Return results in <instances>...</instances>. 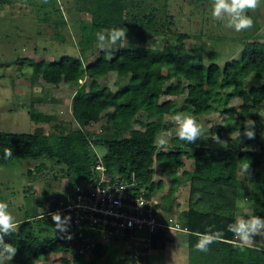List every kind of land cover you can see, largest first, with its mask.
I'll use <instances>...</instances> for the list:
<instances>
[{
  "label": "trees",
  "instance_id": "trees-1",
  "mask_svg": "<svg viewBox=\"0 0 264 264\" xmlns=\"http://www.w3.org/2000/svg\"><path fill=\"white\" fill-rule=\"evenodd\" d=\"M146 1L86 0L80 12L86 11L90 18L88 22L80 20L78 26L79 55L63 54L57 59L44 57L30 62L33 83L42 79L54 86L64 82L73 87L70 109L77 126L62 128L54 115L42 109L43 99L35 96L28 110L29 117L38 124L32 132L0 130V164L45 159L55 164L54 175L62 178L63 188L57 190L52 206L45 207L49 200L46 196L38 202L41 211L35 209L16 220L18 230L4 237L5 242L17 247L15 257L22 263H33L51 253L62 254L60 264L146 261L147 256L134 255L132 245L122 256L121 248L129 243L128 237L110 240L113 243L105 246L97 239L95 229L77 224L71 217L63 230L55 229L51 213L67 216L59 202L65 201L82 181H93L98 175L95 166L101 163L108 174L134 183L135 190L143 189L149 198L163 183L154 180L156 165L170 177L171 192L182 180L189 182L185 204L174 203L178 207L175 223L185 231L175 233L168 227L156 231L150 249L162 250L177 241L186 243L188 264H264V239L256 237L250 247L241 250L233 243L237 237L228 231V225L241 217H264V30L258 34L254 30L252 35L247 33L238 39L243 44L239 57L219 61L218 50L206 54L200 46L188 44L186 39L192 32L173 30L171 14L158 19L156 7L148 10L150 4ZM53 4L43 3L41 8L46 9L44 20L55 24L54 34L58 35L59 26L67 24L68 19L58 2ZM159 21L164 23L163 28H153ZM121 27L134 31L133 36L126 34L127 39L114 46H108L107 36L103 41L97 39V33ZM98 44L106 47L99 48ZM110 48L116 49L112 55L107 53ZM86 50L97 53L93 60L86 59ZM110 72L116 74L115 87L106 83ZM249 76L258 79L246 86ZM181 94L185 115L197 119L218 111L225 119L211 123L204 129L208 133L195 143L171 140L177 132L173 131L168 143L157 147L163 130L173 124L169 119L173 102L160 98ZM103 117L105 123L100 130L91 129ZM249 123H253L255 138L242 141ZM230 132L238 133L234 138H224ZM5 149L12 150L10 158H5ZM188 161L193 165L190 170L186 168ZM249 162L251 173L243 180L239 172ZM42 167L38 164L28 172H40ZM170 193L163 196L170 197ZM162 201L155 202L154 207H169L165 198ZM244 204L250 207V213L242 210ZM208 230L222 231L224 241L211 244L207 252L197 251L196 244ZM78 246L84 252H78ZM86 254L91 255L90 259Z\"/></svg>",
  "mask_w": 264,
  "mask_h": 264
},
{
  "label": "rangeland",
  "instance_id": "rangeland-1",
  "mask_svg": "<svg viewBox=\"0 0 264 264\" xmlns=\"http://www.w3.org/2000/svg\"><path fill=\"white\" fill-rule=\"evenodd\" d=\"M85 1L0 0V130L32 132L38 124L29 117L28 110L30 109L31 100L35 96L43 99L40 104L42 109L54 115L58 123H62V128L77 126L70 109L73 87L64 82L54 86L44 82L42 79H37L33 83L30 62L31 60L37 61L44 57L57 59L63 54L79 55L80 45L78 42L81 39V35L78 26L80 20L88 22L87 20L90 18L86 11L80 12L81 7L86 3ZM51 2L54 3L53 6L58 2L64 17L68 19L67 24L59 26L60 33L58 35L54 34L56 30L55 24L51 20H44L46 9L44 7L41 8L43 3L48 4ZM146 2L150 4L148 10H151L152 7L153 11L156 7L154 12L160 20H163L166 14H171L170 23L173 30L192 32L191 37L186 39L188 44L200 46L206 54L211 49L218 50L219 61L225 60L228 62L239 57L243 44L238 39L247 33H254V30L257 34L264 30V0H261L260 6L255 11H249L248 13L254 20L253 27L239 33L226 28L223 22L217 21L211 16L213 0H169L167 3L165 0H147ZM48 8L49 6H47ZM163 24L162 21H159L157 26L153 28H163ZM127 34L133 36L134 31H128ZM248 38L251 39L250 36ZM150 45L152 44L150 43ZM90 51H85L88 61L93 60L97 54ZM110 51L115 53L116 49L110 48ZM116 78V74L110 72L105 80L107 84L115 87L114 81ZM256 79H258L256 76L246 78V86L250 85L252 81H256ZM183 83L186 84L184 79ZM182 95L176 97L163 96L160 101H164L167 98L171 99L173 103L170 112H173V115L178 113L185 114ZM235 102H238V99ZM261 112L264 115V107ZM224 119L225 117L219 114L218 111L200 115L197 121L203 126L202 135L208 133L204 129L209 127L211 123H221ZM104 123L105 118L103 117L99 122L93 123L91 129L100 130L101 125ZM45 126L47 131L51 130L48 124ZM177 129L178 125L173 123L170 129L167 131L163 130L161 136L165 133L170 134L173 131H177ZM237 133H225L223 136L224 138H234ZM172 136L171 140H179L176 133L172 134ZM246 137L242 136V141ZM100 151H104V149L101 148ZM39 162L18 159L0 164V202H6L9 205L8 210L16 220L24 218L25 215L35 209L41 211L42 208L39 207L38 202L44 200L46 196H49V200L45 203V207L50 208L52 206L51 203L57 198V190H62L63 188L62 178L55 176L56 170H52L55 164L45 159H40ZM38 164L43 165L40 172L35 171L33 174H29L28 170H35ZM191 164L192 162L188 161L186 166L190 167ZM181 171L182 169L178 171L179 177H182L180 175ZM249 172L251 173V171ZM155 173L157 178H162L159 165L155 166ZM164 175L165 180L170 178L166 174ZM239 175L243 180L248 177L246 174L242 175L241 170ZM182 181L177 189H172L174 190L172 197L167 198L170 203V210L167 206L159 207V209L168 212L165 215L173 217L169 213L174 211L177 215V211L174 210L177 207L173 203V195L175 196L177 191H179L176 194H179L178 198H181L179 199L181 203L185 204V200L187 201L189 182L187 180ZM170 187H173L172 183L168 184L166 182L167 190ZM155 198H157V195ZM155 198H153L154 201ZM167 199H165L166 202ZM242 210L250 213V207L246 204H244ZM162 217L166 218L167 216ZM174 217L173 222L175 221ZM143 233V231L140 232V234ZM106 240L102 239L101 241H103L105 246L110 245L112 241ZM127 246H130V244L127 243L126 246L121 248L123 257H125L124 250H127ZM76 247L75 244L74 248ZM74 250L76 251V249ZM61 256L62 254L60 253H51L33 263H22L14 256L12 261H0V264H60ZM66 256L72 258L71 254ZM90 256V254H86L85 257L90 259ZM143 256H147V259L142 261L141 264H188L186 243L184 245L177 242L169 243L166 248L162 250L151 249L148 255Z\"/></svg>",
  "mask_w": 264,
  "mask_h": 264
},
{
  "label": "built area",
  "instance_id": "built-area-1",
  "mask_svg": "<svg viewBox=\"0 0 264 264\" xmlns=\"http://www.w3.org/2000/svg\"><path fill=\"white\" fill-rule=\"evenodd\" d=\"M98 175L93 181L79 183L60 210L77 224L95 229L97 239L106 241L126 236L136 257L148 255L151 236L162 228L179 229L172 217L163 218L154 207L155 201L143 189L135 190L134 183L111 176L103 164L95 166ZM143 231V234L140 232ZM93 243L89 245L92 249ZM88 248V246L86 247ZM78 252L84 248L78 246Z\"/></svg>",
  "mask_w": 264,
  "mask_h": 264
},
{
  "label": "clouds",
  "instance_id": "clouds-1",
  "mask_svg": "<svg viewBox=\"0 0 264 264\" xmlns=\"http://www.w3.org/2000/svg\"><path fill=\"white\" fill-rule=\"evenodd\" d=\"M47 2V0H45ZM261 4V0H213L211 8V16L224 23V26L237 33L247 31L254 25V20L248 15L249 11H255ZM127 29L125 27L113 28L105 32L97 33V39L100 41H109L108 46H114L119 41L127 39ZM99 48H104L105 45H99ZM114 51L107 52L112 55ZM169 119L176 125L178 129L176 135L178 139L186 143H195L197 138L203 133V126L197 121L194 116L178 113L169 117ZM252 124L249 123L244 135L248 139H254L255 133L252 130ZM169 134L165 133L157 141V147H161L168 143ZM219 143V136L215 137ZM12 155L11 149H5V158H10ZM251 164L245 163L242 165L241 174L250 175ZM153 199V198H152ZM154 200V199H153ZM9 205L6 202H0V261H12L17 253V247L13 246L11 242H5L4 237L16 232L19 225L16 218L9 212ZM169 217V216H167ZM166 217V218H167ZM70 217H62L59 212L51 213V219L55 229L63 230L65 222ZM173 218V217H172ZM175 222V221H174ZM174 230V229H171ZM228 231L232 232L237 240L234 241V246L241 250L250 247L254 242V238L260 237L264 239V217L253 215L249 218L241 217L228 225ZM70 238V237H69ZM224 241V233L222 231L208 230L201 235L200 240L196 244V250L200 252H207L209 246L216 242ZM151 250V249H150ZM259 251V249H257Z\"/></svg>",
  "mask_w": 264,
  "mask_h": 264
},
{
  "label": "crops",
  "instance_id": "crops-1",
  "mask_svg": "<svg viewBox=\"0 0 264 264\" xmlns=\"http://www.w3.org/2000/svg\"><path fill=\"white\" fill-rule=\"evenodd\" d=\"M188 163V162H187ZM192 164H191V166L189 167V166H186V168L188 169V170H190V169H192ZM156 167H157V165H156ZM156 174V173H155ZM162 178H160L162 181H163V183L161 184V188L157 191V193L155 194V196L153 197V198H155L156 197V195H157V198H155V202H160V203H163V201H162V199L163 198H165V199H167V198H170V197H172V193L173 192H171V190H170V188H168V190H167V188H166V182L168 183V184H170V182H169V179L168 180H165L166 178H165V175L162 173V176H161ZM157 179L159 180V178H157V176L156 175H154V180L155 181H157ZM168 187V186H167ZM174 191V190H173ZM177 191V190H176ZM171 192V193H170ZM177 192H179V191H177ZM176 192V193H177ZM167 193H170L169 194V196L170 197H165V196H163V195H166ZM175 193V196L173 195V203H175V202H177V201H181V200H179V199H181V198H178L179 196V194H176ZM166 202V201H165ZM167 204L168 205H170V203L168 202V199H167ZM182 204V203H181ZM169 208V210H170V206L168 207ZM173 208V207H172ZM177 209H178V207L177 208H174V210H176L177 211ZM157 210H158V212L161 214V216H168V215H165L166 213H168V212H165V211H163L162 209H159V207L157 208ZM172 211H173V209H172ZM170 215L172 214L173 215V217L176 215L175 214V211L173 212V213H169ZM175 214V215H174ZM173 232H179V231H182V232H184L185 231V229H183V228H179V229H174V230H172ZM173 242H177V241H173ZM172 242V243H173Z\"/></svg>",
  "mask_w": 264,
  "mask_h": 264
}]
</instances>
